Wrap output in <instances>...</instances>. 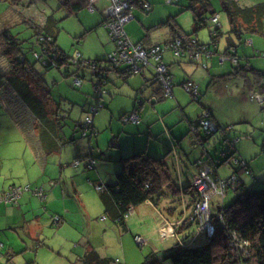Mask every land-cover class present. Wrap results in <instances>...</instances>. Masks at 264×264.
<instances>
[{
    "label": "crops",
    "instance_id": "obj_1",
    "mask_svg": "<svg viewBox=\"0 0 264 264\" xmlns=\"http://www.w3.org/2000/svg\"><path fill=\"white\" fill-rule=\"evenodd\" d=\"M10 2L11 6H17L16 4L25 3L23 0H0L1 2ZM140 3H146L150 6L151 10L150 12H145L138 4H135V8L139 9L141 12L149 14L152 13L154 10L153 5L158 4L159 0H138ZM171 3L176 4L177 0H167ZM236 3H243L245 7H253L255 5L264 3V0H234ZM57 2V1H56ZM103 3H106L107 6L109 4L108 0L100 1L95 5L94 12L100 11L102 12L103 18L105 17V5H102ZM59 8L62 7L60 0ZM47 6H50L52 9V13L49 15L47 14V9L40 13L42 17H39V14H37L33 9H31V15L26 14V12L23 10L21 15H18L17 18H11V20H7L5 23L2 24L0 27V54H4V50L2 48L3 43V34L5 32H10L15 38L20 40L21 33L18 32L17 34H13L11 28L23 25L27 28V30L33 29V36L34 41L36 40V36L38 35L39 29L48 27L49 30L53 33V36L58 39L60 28L59 23L60 20L56 18V11L58 8H54L51 6L52 4L48 3ZM252 5V6H251ZM12 9V7H10ZM132 10L131 14L133 16V20L129 22L125 26V32L130 40L134 45H141L143 48H151L154 46H164L169 44L175 37L179 36L176 35L172 30L171 33L167 36V38L164 40L163 43L160 42H154L152 40V37L150 34H146L143 36V30L141 25L134 24V20L140 19V22L142 23V26L144 29L149 31L152 27L148 28L147 26V20L149 18L155 17L156 11H154V15L149 18H142L140 17L139 13H136ZM13 11L17 14H19L18 10L14 7ZM28 15V16H27ZM29 18L30 20H28ZM220 19V16H219ZM29 24H28V23ZM105 21L103 19L102 25L104 26V29L107 31L109 35V30L105 27ZM220 23V20H219ZM221 26V23L219 24ZM187 26L186 24L180 23L178 26L180 28V35L190 34L188 31L184 30V28ZM38 27V28H37ZM221 29H223V26H221ZM229 30L228 29L227 35L225 36L226 42L221 43L222 38H224V34L222 31V34L220 38L217 39L216 42L210 41V54L207 57H203V62L205 64V67L201 66L198 63H195L191 60L189 56V52H186L182 57L177 58L171 52L170 50L166 51L164 54V63L169 69V72L171 73L173 77L174 82V88H173V94L172 97L167 99H175L176 107L178 109H181L183 116L178 121L176 120L175 113H173L169 110L165 105H161L166 99L162 98V93H160V85L157 82L153 63L147 66H144L140 73L138 74H127L126 72H117V71H109L106 76L108 77V82L104 83L99 89L103 92V95L100 97L98 95V90H96V102L97 104L100 103L101 109H105L110 112L111 117H114L116 113L120 115V120L123 122L124 125H132L134 126L131 128H125V127H118L116 133H111V139L109 135H106L104 140L102 141V144L100 143L99 139L93 140L92 138L89 139H83L82 134H77L76 129H74L73 125H67V127H64V124L60 123L57 125V121H59L58 117H55L52 115V112L49 110V108H46V99H49V97H38L44 104H45V110L48 114V116L42 120L38 121L35 116L32 115V113L28 110V108L23 104L22 98H21V92L22 87L20 85H13L8 82V84L3 85V83L0 81V108L4 107L7 111L8 119L11 123H15L22 132L23 139L27 141V144H25L27 150L28 147L31 148V150L35 153L37 158V164L41 167H35V172H40L41 176V184H37L36 186H32L30 184H27L26 186H30L32 188H42L46 194V198L44 200H41L39 197L35 196L31 192H24L19 199L18 203L16 205L13 204H6V203H0V232L4 230H18V228L26 229V235L28 237V241H32V245L35 248V250H38L44 246H46V243H48V240L51 236L56 234H62L67 233L68 230H72V222L70 221V210L69 207L72 206L73 202L80 199L81 194L79 191V184L75 181L72 182V186L68 185L67 187V193L66 191L61 190L58 188L62 185L60 180H53L54 178H51L49 174V167L46 166L47 158L63 154L62 149H71L69 142H76L77 137L79 135V141L75 143V150L76 152V159L77 157H80L84 162V159H87L90 154H92L93 157H96L98 161V169L95 170L98 171L97 175L95 176L93 174V178H95V181H91L94 184H104V185H114L116 183V174L120 171V161L121 159L125 157H129L134 155L135 153H147L153 157H164L165 155H168V149L169 145L170 147L172 144L175 146L177 159L179 161L178 165L175 162V159L173 157V154L170 153V159L171 162L176 165V172H174V178L176 180V183L180 187H185V180L182 176L181 171L186 170L188 171L189 175L196 172L197 165L196 161L199 159L197 156L200 154L201 157L205 155V153L209 154L211 153L212 156L216 155L213 153L212 146L209 150L208 146H202V128L198 127L201 119L202 112H204V106L209 107V104L207 105L203 102L204 101V95L208 92L211 85L218 83L214 90L220 94L221 98L228 97V93L225 88L222 87V84L226 81L227 76H232L235 72L234 76H244L248 80L245 81L248 86H250L249 98L250 101L256 102V104L264 107V102L260 103L254 99H252L253 95H259L264 96L263 88H264V76L256 75L255 72H263L260 68V66H255L251 68L252 66H247L245 68H242V61L238 59L237 56L240 55L239 48L236 47L235 53L236 59L229 61V57L225 56L224 54L226 51L230 48L231 42L228 40L229 38ZM32 31V30H31ZM209 36L210 31L208 29ZM31 32L29 31L28 34ZM199 34V33H198ZM110 37V35H109ZM198 39L200 43H204L203 40L200 38V36H193L190 37V40ZM230 38H236L234 36ZM229 38V39H230ZM237 39V38H236ZM211 40V37H210ZM21 41V40H20ZM241 41L242 40H238ZM30 44V43H29ZM58 44V42H57ZM198 44V43H197ZM252 45L253 49L256 48V42L254 40H250V44ZM60 47V46H59ZM212 47H214V51L212 50ZM114 51H116V46L114 44L113 51L110 53L112 54ZM234 52V51H232ZM244 55L247 54V52H243ZM215 55L220 56V63L223 64L224 62H230V64L235 68V65L237 68H235L233 73H229L227 75L225 74H216V75H210V69L212 66H216L217 61ZM1 56V55H0ZM109 58V55L107 57V60ZM79 59H82L79 58ZM83 60V59H82ZM180 60V61H179ZM85 61H97V60H85ZM175 64L180 69H182L186 76L182 79L180 83L176 85L175 76H174V69ZM110 68V67H109ZM151 68V69H150ZM188 68L191 69V72L188 71ZM202 68L208 72V74H203L202 77L209 76V87L207 85L206 91L202 92L200 85L198 84V81L195 80V76L193 77V72H195V69ZM198 70V69H197ZM85 71V70H84ZM218 71H221L220 69ZM92 76V82L96 81L97 74L94 72H91ZM79 75L75 78V80L80 79L82 81V77H85L86 73L81 75V73H78ZM250 74V76H249ZM80 75L82 77H80ZM192 75V76H191ZM131 76H141L143 78V82L139 84H133L132 82L129 83V78ZM3 76H1L2 78ZM11 77V74L7 76ZM17 77V76H15ZM251 77L252 79L248 78ZM121 78V79H119ZM19 81L21 80L18 77ZM11 80H13L11 78ZM117 80H122L124 83H126V87L118 88L116 86ZM203 81H206V77L203 78ZM193 82L198 85L199 87V94H201L202 97V104L197 103L199 105V109L197 111V115L190 116L188 115L186 109L187 107L184 105L186 95L185 90L183 89V83ZM28 85L31 87V91L35 94H37L36 91H34L33 84L27 80ZM98 82L96 81V84ZM74 87L75 81H74ZM83 87V82L81 87H78L77 89H81ZM179 88V89H176ZM22 89V90H21ZM47 91V88L45 89ZM184 90V91H183ZM254 92L255 94L251 93ZM258 92V93H256ZM187 93V92H186ZM188 94V93H187ZM119 95L122 97L126 96L127 98L122 101L120 98H117ZM190 95V94H189ZM238 97H241V101H246V94L243 92L242 96L238 94ZM237 97V98H238ZM107 98V100H106ZM229 98V97H228ZM236 98V99H237ZM227 99V98H226ZM223 100L225 104V100ZM233 99H235L233 97ZM238 100V99H237ZM127 102V103H125ZM192 102V101H191ZM247 102V101H246ZM89 104V103H88ZM171 107H173V102ZM170 107V109H171ZM212 113L213 121L219 126L220 128V134L222 136L226 135L224 134L225 131L223 129H226L227 122H222L220 120V116L217 115L215 110H212L210 107ZM98 111V112H99ZM97 112V113H98ZM136 112L140 118V122L138 124H132V123H126L122 120L124 115H128L131 113ZM57 113V112H56ZM96 113V114H97ZM205 113V112H204ZM58 114V113H57ZM89 114L90 111H89ZM59 115V114H58ZM90 115H88V119H91L92 123L94 124L96 133L94 136H98V133L100 130L99 127H101V120L96 121L94 117L90 118ZM63 121L68 120L67 118L62 117ZM103 120V119H102ZM43 123H48L49 125L41 127ZM77 124V123H76ZM81 124V123H80ZM248 124V121H247ZM79 126V125H78ZM229 127H232L231 125ZM56 129V131L54 130ZM54 130V131H53ZM231 130V129H229ZM233 131V129L231 130ZM217 132V129H216ZM224 134V135H223ZM29 136V137H28ZM93 136V137H94ZM237 138V137H236ZM239 141H236V145L240 142V138H238ZM118 141V144L116 141ZM108 141V145H107ZM116 144V147L113 146L112 142ZM109 148H105V146ZM65 146V147H64ZM64 147V148H63ZM70 152V151H69ZM170 152V151H169ZM71 153V152H70ZM167 153V154H166ZM200 157V158H201ZM62 160V158H60ZM110 163V165H107L106 163ZM61 163V162H60ZM101 163V164H100ZM247 163V162H246ZM62 164H59L61 167ZM79 165L74 166L76 168L81 167ZM52 172L56 171V166L58 164L54 163ZM249 168L252 170L253 174L257 176L254 173V169L249 165ZM100 167V169H99ZM63 170V167H61ZM62 170L60 171V174L62 175ZM85 170H89L86 167L85 164ZM93 170V171H95ZM234 174V173H233ZM4 176H1L0 174V193L7 192L11 189H13L15 186L17 187H26L23 184H15L9 183L6 181V179H2ZM232 175L228 178H231ZM99 179L98 181H96ZM246 184L248 187H252V184L249 179H245ZM263 182V180H262ZM47 184V186H43ZM40 186V187H38ZM70 186V187H69ZM72 188V189H71ZM100 194V191H98ZM102 192V191H101ZM69 195V200L65 199ZM181 198V197H180ZM183 199H187L186 197H183ZM215 197H213L211 200L213 202H220L215 201ZM180 199H163L161 203H159L158 206L154 205L151 202H145L137 207L132 208V210L129 212V215L126 219L125 225L120 224L119 222L110 219L104 214L103 211V217L99 221L96 217L91 216L90 214L86 213V222H85V228L86 234L82 235L79 232L74 230L77 234V237L83 238L77 243V247H74L75 249L79 250L80 248H84V254H76L74 252L75 250H71V254L74 256V262L71 264H85L83 261L84 256L89 251H96L101 259L110 260V264H128V260L126 256L124 257V261H122L119 258H111L110 251L107 250V247H105L102 252H98L99 250L95 247L94 242L91 240V237L89 235H95L98 230L102 231L105 230L107 227L103 226L102 224L106 225L109 220L112 222L115 226L119 227L123 232H131L134 235V238L137 236H141L143 238H149V246L151 248V251L147 254V261L145 264H161L160 261H166L164 260L165 255L169 250L172 249L175 242L178 241V236L176 235V228L180 226L181 223L185 222L187 219L192 217L193 210L189 209L188 207L180 206L177 204ZM188 201V200H187ZM47 202V203H46ZM223 202V201H221ZM43 203V204H41ZM46 206L44 208L43 205ZM212 203V202H211ZM176 204L178 206H176ZM179 204H182L179 203ZM188 205V204H187ZM104 207V204H103ZM59 216L60 222L58 224L54 223V217ZM137 216V217H136ZM154 216H156V221L154 225L152 224V221H154ZM96 218L95 220H93ZM138 219V220H137ZM35 227V229L33 228ZM57 228V229H56ZM138 233H142V235H139ZM207 234V233H205ZM148 237H147V236ZM66 239H71L66 236H64ZM72 240V239H71ZM76 238L73 240L75 241ZM107 240V238L105 239ZM104 240V241H105ZM136 241V240H135ZM70 242V240H68ZM106 242V241H105ZM81 244V245H80ZM3 245V244H2ZM53 252L55 251L56 245L53 244ZM82 246V247H81ZM4 248V246H3ZM123 248H124V242H123ZM154 249V251L152 250ZM10 251V248H8V252ZM116 253V252H115ZM110 256V257H108ZM32 261V260H31ZM31 261L29 263H31ZM117 262V263H116Z\"/></svg>",
    "mask_w": 264,
    "mask_h": 264
},
{
    "label": "rangeland",
    "instance_id": "obj_2",
    "mask_svg": "<svg viewBox=\"0 0 264 264\" xmlns=\"http://www.w3.org/2000/svg\"><path fill=\"white\" fill-rule=\"evenodd\" d=\"M25 3L16 4L17 6H11L10 2H1L0 4V27L7 20H11V18H17L18 15H21L23 10L26 14L31 15L34 10L39 17H42L40 13H43L47 9V14L52 13V9L50 6L46 4H52L54 8H58L56 11V18L60 20L59 28L60 33L57 39L58 45L62 50H64L71 57H78L80 55L83 60H107L108 55L113 51L114 42L109 37L107 31L104 29V26L101 24L103 21L102 12H90L88 9L83 8L81 11H75L72 14H68V9L61 7L59 8V0H23ZM57 1V2H56ZM213 10L217 13L216 15L220 16V23L223 26L224 38H222L221 43L226 42L225 36L227 35L228 29L230 27L228 18L226 14L222 10V1L221 0H209ZM61 3V1H60ZM62 5V3H61ZM104 8H107V4ZM240 7H245L243 3H237ZM252 6V5H251ZM12 7V9L10 8ZM14 7L18 10L19 14L13 11ZM154 10L152 13L146 14L141 12L139 9L135 8L134 11L140 14V17L149 18L154 15V11H156L155 17L149 18L147 20L148 28L152 27L149 31L144 29L140 19L134 20V24L141 25L143 30V36L146 34H150L152 40L154 42L163 43L167 36L171 33L173 26H179L180 23L186 24L184 30L191 33L194 27L195 16L197 17V10L199 5L195 7V10L191 9L190 0H177V3H171L167 0H159L158 4L153 5ZM31 9H33L31 11ZM201 14V12H198ZM28 16V15H27ZM30 20L29 18H27ZM168 21L170 23H168ZM28 23V22H27ZM29 24V23H28ZM13 34H17L20 32L22 35L20 40L22 44L19 46L22 48V52L25 54L27 59L31 62L35 60L33 55L34 52L38 51L39 46L35 44L33 36V29L27 30V28L23 25L11 28ZM29 31L31 32L30 34ZM208 29L204 28L199 31L198 36L203 40V42L210 44V36L208 34ZM239 48L240 55L238 59L242 61V68L247 66H260L262 70H264V58L262 57L264 53V35L254 34L247 35L243 38L242 42L238 41L236 38H232ZM250 40H254L256 42V48L253 49L250 44ZM30 43V44H29ZM33 47V51H30L29 48ZM214 51V47H212ZM247 52L244 55L243 52ZM0 81L3 85L10 83H14L11 78H20V81L29 80L33 84L34 91L37 92L35 95L38 97H49L46 99V108L52 112V115L60 118L57 121V125L60 123L64 124V127L67 125H73L74 129H76L77 134L81 133L80 127L78 126L80 123H84L88 115L89 117H94L96 121L101 120V127L98 130V136L92 137L93 140L99 139L100 143L109 135L111 139V133H116L118 127L125 128H133L134 126L124 125L120 120V115L118 113L115 114L114 117H111L110 112L105 109H101L97 114H89V108L91 105H96V81L92 82V76L89 70H81L78 73L84 74L85 77H82L83 87L81 89H77L74 87L75 78L73 76L65 78L63 75V70L53 69L48 73H42L44 88L37 87L36 80L34 76L30 74L17 73L15 72L13 65L10 63L5 54H0ZM217 61L216 66H212L210 69V75L216 74H229L233 73L235 68L230 64V62L220 63V56L215 55ZM180 61V60H179ZM35 62V61H34ZM175 64V81L176 85L182 81L184 76H186L185 72L180 69ZM78 67H71V72H74ZM154 69L155 68L151 67ZM150 68V69H151ZM198 69V70H197ZM195 69L193 72V77L201 87L202 92L206 91V87L209 84L210 78L206 77V81H203V74H208V72L202 68ZM221 71H218V70ZM188 71L191 72V69L188 68ZM11 74V78L8 80L7 76ZM1 76H3L1 78ZM17 76V77H15ZM192 76V75H191ZM250 76V74H249ZM252 79L251 77H248ZM121 79V78H119ZM226 81L222 84V87L226 89L228 93V97L221 98L220 94H218L214 88L218 83L211 85L210 89L204 95V103L212 110H215L217 115H219L220 120L222 122H227V136L224 137L220 133V131L215 134L212 138L209 139L210 145L208 146L209 150L212 146L213 153L218 158L217 167H219V176L221 179H225L233 175L234 166L231 161H228V164H224L226 160V156L223 154L226 151L228 153H233L234 149H229V144L226 140H234L235 137L240 138V142L236 145V155L235 157L240 160H244L247 164H251L254 169V173L257 175L258 179L254 180L252 177H247L243 175V179L246 177L250 180L252 186L257 184V186H261L264 183V107L254 103V101H250L249 93L250 86L245 82L248 79L244 76H227ZM19 80V79H18ZM107 80V79H105ZM139 84L143 82V78L141 76H131L129 78V83ZM126 83L122 80H117L116 86L118 88H123ZM209 87V85H208ZM47 88V91L45 90ZM102 89V88H101ZM179 89V88H176ZM184 91V90H183ZM246 94V101H241V97H238V94L242 96V93ZM186 99L184 105L187 107L186 111L188 115L193 116L197 115V111L200 108L196 102H193L192 96L185 92ZM25 95L22 96L24 100ZM121 97V98H120ZM233 97L235 99H233ZM238 97V98H237ZM117 98H120L122 101L127 97H122L119 95ZM227 98V99H226ZM238 100H237V99ZM225 100V104L223 100ZM107 100V98H106ZM192 101V102H191ZM173 102V107H171ZM89 103V104H88ZM127 103V102H125ZM161 105H165L167 108L169 106V110L175 113V119L180 120L183 116L181 109L176 107L175 99H166ZM171 107V109H170ZM59 114H57V113ZM7 111L4 107L0 108V174L4 176L2 179H6L9 183L15 184H23V186L30 184L33 187L37 184H41V176L40 172H35V167H41L37 164V158L35 153L28 147V150L25 146L27 141L23 139L22 132L20 128L15 124L11 123L8 119ZM62 117L67 118L68 120L63 121ZM103 119V120H102ZM248 121V124H247ZM77 123V124H76ZM232 127H229V126ZM230 128L233 131L229 130ZM202 135L205 134L202 132ZM29 137V136H28ZM212 140V141H211ZM79 141V135L77 137L76 142H69L71 149H62L63 154L55 155L52 157H48L46 161V166L49 167V176L54 178L53 180H60L62 185L58 188L61 190L63 188L67 193L68 185L72 186V182L76 180L79 184V191L81 194L80 199L73 202L72 206L69 207L70 210V221L72 222V230H68L67 233H60L59 235H53L46 243V246L35 250L32 245V241H28V237L26 235V229L18 228V230H4L0 232V243L3 244L4 248L0 250V264H71L74 261V256L71 254L73 250L78 255L84 254V248H80L79 250L75 249L77 247V243L83 238L77 237V232L82 235L86 234L85 222H86V213L90 214L93 217H96L99 221L103 217V202L102 198L97 189H95L94 185L91 181H95L93 178V174L98 176V171L85 170V162H81V167L76 168L74 166L77 161L73 150H75V143ZM116 141V140H115ZM118 144V141H116ZM107 141V145H108ZM107 145L105 148H108ZM170 146V145H169ZM65 147V146H64ZM63 147V148H64ZM109 150V148H108ZM71 153H70V152ZM217 151V152H216ZM221 152V153H220ZM240 156V157H239ZM200 154L197 158L200 159ZM62 158V160H60ZM170 158V154H168L167 159ZM176 164L178 165L179 161L176 157H174ZM203 159L206 162H209L207 155L203 156ZM82 160V159H81ZM170 160V159H169ZM61 162V163H60ZM204 162V163H206ZM55 164L56 171L52 172V169ZM62 164L63 170L59 166ZM101 164V163H100ZM110 165V163H106ZM221 164V165H220ZM99 166V164H98ZM98 169V167H97ZM100 169V167H99ZM62 170V175L60 171ZM184 178L189 176L188 171L185 170L183 173ZM99 177V176H98ZM245 178V179H246ZM91 180V181H89ZM97 179L96 181H98ZM185 180V179H184ZM263 180V182H262ZM47 186V184L43 185ZM69 186V187H70ZM40 187V186H38ZM72 189V188H71ZM181 198L178 201V207H187L188 201L187 199H183L184 187H180ZM198 194V189L193 187ZM215 201H222V195L217 194L215 196ZM69 200V195L65 198ZM235 199L234 192L228 191L224 197V204L228 205ZM182 204H179L181 203ZM47 203V202H46ZM43 205L42 208L46 206ZM43 204V203H41ZM196 204V203H195ZM194 204V205H195ZM137 217V216H136ZM94 218L93 220H95ZM156 216H154V221L152 224L154 225L156 221ZM138 220V219H137ZM106 225L107 228L105 230H98L95 235H89L91 240L94 242L95 247L99 250L98 252H102V250L107 247V250L110 251L111 258H119L124 261V257L126 256L128 260V264H145L147 261V254L151 251L149 246V238H143L147 244L139 245L134 238L133 233L131 232H123L119 227L115 226L112 222L107 220ZM35 229V227H33ZM57 229V228H56ZM142 235V233H138ZM64 236L71 238L66 239ZM147 236V235H146ZM148 237V236H147ZM76 238L75 241H73ZM107 238V240H105ZM70 240V242H68ZM106 242H105V241ZM124 242V248H123ZM205 242L204 239H200L198 244H203ZM53 244L56 245L55 251L53 252ZM81 245V244H80ZM8 248L10 251L8 252ZM72 250V251H71ZM154 251V249H152ZM116 252V253H115ZM108 256V257H110ZM32 260V261H31ZM31 261V263H29ZM161 264H172L169 261H160Z\"/></svg>",
    "mask_w": 264,
    "mask_h": 264
},
{
    "label": "trees",
    "instance_id": "obj_3",
    "mask_svg": "<svg viewBox=\"0 0 264 264\" xmlns=\"http://www.w3.org/2000/svg\"><path fill=\"white\" fill-rule=\"evenodd\" d=\"M60 1L62 7L68 9V14H72L75 11H81L85 8V5H82L79 0ZM131 1L133 2L132 4L134 7L135 4H138V6L140 5V1ZM221 1L222 10L226 14L230 25L228 34L229 38L234 36L237 40H243L247 35H264V3L253 7L242 8L238 6L234 0ZM190 4L192 10H195L197 5H199V8L196 11L197 17L195 16L194 20L195 28H193V31L190 34H185L184 36L192 43L190 37L197 36L201 29L207 28L211 34V41L216 42L222 34V29L220 25L214 26V29L212 28L211 19L217 16V13L213 10L210 1L190 0ZM199 11L201 14L198 13ZM104 21H107L106 15ZM168 23L170 22L168 21ZM171 27L176 35L181 34V30L178 26H173L172 24ZM229 38L228 40H230L231 46L224 55L229 57L228 59L231 61L236 59L237 54L235 51L237 45L232 38ZM2 39L4 54L13 65L15 72L34 76L37 81V87L44 88L41 74L44 72L48 73L53 69L61 70L64 68L63 75L65 78L71 76L76 78L79 75L78 71L81 70H89L94 73L101 72L100 74L103 75L104 79H107L105 80V83L108 82L106 74L109 71L126 72L131 75L130 72H127L124 69H110L108 65L109 60L85 61L82 59L76 60V57L69 56L59 47L56 37L53 36V33L48 27H44L43 29L40 28L38 35L36 36L35 44L39 46V48L38 51L33 53V55L35 57V54H38L40 57H35V62H31L27 59L22 52V48L19 47L22 44V41L15 38L10 32H5ZM195 40L198 43L197 45L207 47L209 49L207 51H210L209 44L200 43L197 38ZM29 50L33 51V47L31 46ZM262 57L264 58V53ZM75 66L78 68L74 72H71V67ZM94 66H96L95 69ZM255 73L256 75L264 76L263 72ZM233 75H235V72ZM99 76H97L96 79L98 82L95 84L96 90L103 85V81L99 80ZM155 76L160 85V93H162V87L158 81L156 72ZM10 78L8 77V80ZM12 79L14 82L13 85H20L23 89H21V98L25 95L24 100L22 99L23 104L38 121L44 120L48 116L44 109L45 104L31 91V86L25 81H19L18 78L14 79L13 77ZM262 92H264V88ZM251 93L255 94L254 92ZM192 99L197 103L202 102L201 94H199L197 98L192 97ZM92 108H96V113L99 111L97 103L96 105H91L89 111H91ZM203 108L204 112L208 114V118H205V113L202 112L198 127L202 128L203 133L205 134V136L202 135V146L204 147L210 145L209 139L217 134L220 128L213 121L209 107L204 106ZM203 120H207L214 124L217 132L216 130L210 132V129H203L201 125ZM47 125L49 124L43 123L41 127L44 126L45 128ZM79 127L83 139L90 140L96 133L94 124L88 123V120L79 124ZM230 129L232 130V128ZM54 130L56 131V129ZM223 130L225 131L224 134H226L227 129ZM226 136L227 134L224 135V137ZM236 141H239L236 137L232 141L229 139L226 140L225 143L227 142L229 144V149H234V151L233 153H228V151L223 153L226 156L224 164H228L227 162L231 161L234 166V174L231 178H220L219 167H217L219 160L217 156L214 157L211 153L210 155L205 153L208 159H210L209 162H206L203 157L196 161L197 171L188 177L184 178L183 173L185 170L181 171L182 176L185 179V187L183 190L185 195L183 197H186L188 200L187 210H193L195 206L194 204L197 200V192L195 189H192L194 176L206 167L211 172V179L218 186L220 183L225 182L227 184L225 193L228 191L234 192L235 199L228 205L223 203L224 198L221 199L223 202L218 203L211 200L210 223L214 228L212 235L207 231L198 232L199 221L192 213L191 218L187 219L176 228L178 241L175 242L172 249L167 252L164 260L169 261L172 264H264V183L261 186L254 184L252 187H248L245 181L246 177L243 179V175L252 177L254 180H257L258 177L253 174L252 170L244 160L235 157L237 152ZM112 144L116 147L115 141L114 143L112 142ZM169 148L170 150L168 149L167 152L169 154H173L174 151H176L174 144H172L171 147L169 146ZM167 156L168 155H165L164 157H153L147 153H135L132 156L121 159V169L116 174V183L114 185L108 184L106 186L104 184H94L92 182L95 189L97 187H103L104 189L100 192L104 204V214L110 219L125 225L131 208L137 207L148 201L158 206L163 199H180L181 192L174 178L176 165L171 162L172 160L170 158V160L167 159ZM84 160L86 167L89 170L93 171L98 167V161L96 157L92 156V154ZM82 161L83 160H81L80 157H77L76 162L81 164ZM14 188H16V186ZM54 223L57 224L55 219ZM200 239H204L205 242L203 244H198ZM83 261L85 264H110V260L101 259L99 254L94 250L86 253Z\"/></svg>",
    "mask_w": 264,
    "mask_h": 264
},
{
    "label": "built area",
    "instance_id": "obj_4",
    "mask_svg": "<svg viewBox=\"0 0 264 264\" xmlns=\"http://www.w3.org/2000/svg\"><path fill=\"white\" fill-rule=\"evenodd\" d=\"M102 0H79L82 5L90 12H94L95 5ZM109 6L105 9L107 21L105 27L109 30V35L113 40L116 51L109 55V67L113 70L124 69L131 74H138L141 72L144 66L153 63L158 81L162 87V98L167 99L172 97L174 82L168 67L164 63V54L170 50L175 57L180 58L186 52H189L191 60L195 63L205 67L203 57H207L210 51L207 47H201L197 45V42L192 40V43L188 41V38L184 35L175 37L169 44L164 46H154L151 48H143L141 45H134L130 42L126 32L125 26L133 19L131 11L134 9L133 2L131 0H108ZM138 0H135L137 2ZM145 12H150L151 8L146 3H140L139 5ZM212 28L219 25V15L211 19ZM38 58V54H35ZM81 58L80 55L76 57V60ZM96 66H94L95 69ZM93 70V69H92ZM101 73V72H100ZM99 72L96 74L99 76ZM99 80L105 83V79L102 74L99 76ZM82 81L80 79L75 80V86L81 87ZM102 86V85H101ZM100 86V87H101ZM183 89L192 97L197 98L199 96V87L193 82L183 84ZM98 90V95L101 97L103 92ZM252 99L262 103L264 102V96L253 95ZM98 109L102 108L98 103ZM90 113L96 114V108H92ZM205 118H208V114H204ZM122 120L126 123L138 124L140 118L136 112L124 115ZM88 123H92L91 119H88ZM203 129H210V132H214L215 126L207 120H203L201 123ZM173 156L177 158L176 151ZM236 162V161H235ZM237 163V162H236ZM75 165H79L76 162ZM202 166V165H201ZM206 167V166H205ZM210 170L206 167L202 169L198 174L194 176L193 187L198 189L196 204L193 209L194 217L199 221V233L207 231L210 235L213 234L214 228L210 223L211 210L210 202L217 194L222 195V199L225 197L227 184L225 182L220 183L218 186L212 179ZM182 188V187H181ZM98 191H103V187H97ZM196 191V190H195ZM24 192H32L35 196L45 199L46 194L42 188L32 189L30 186L13 188L7 192L0 193V203L16 205ZM132 208L129 210L131 211ZM57 224L60 218L54 217ZM139 245L147 244V242L141 236L135 238ZM3 245L0 243V250Z\"/></svg>",
    "mask_w": 264,
    "mask_h": 264
}]
</instances>
